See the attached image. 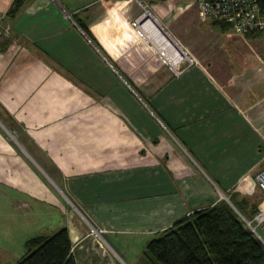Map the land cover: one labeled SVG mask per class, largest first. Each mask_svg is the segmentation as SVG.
<instances>
[{
	"label": "crops",
	"instance_id": "1",
	"mask_svg": "<svg viewBox=\"0 0 264 264\" xmlns=\"http://www.w3.org/2000/svg\"><path fill=\"white\" fill-rule=\"evenodd\" d=\"M143 1L170 45L136 35L135 0H0V208L60 211L76 264L99 260L59 196L106 235L151 239L264 169L261 65L239 72L197 0ZM171 44L196 59L178 76L154 51ZM114 194L130 198L94 199Z\"/></svg>",
	"mask_w": 264,
	"mask_h": 264
},
{
	"label": "trees",
	"instance_id": "2",
	"mask_svg": "<svg viewBox=\"0 0 264 264\" xmlns=\"http://www.w3.org/2000/svg\"><path fill=\"white\" fill-rule=\"evenodd\" d=\"M21 1L13 0L8 13H14ZM258 6L264 14V0H258ZM212 23L220 29L229 27L222 21ZM262 197L255 188L250 194L228 197L235 210L219 200L193 211L149 239L137 264H264V246L242 220H252ZM23 247L24 255L15 264H76L66 227L34 236Z\"/></svg>",
	"mask_w": 264,
	"mask_h": 264
},
{
	"label": "rangeland",
	"instance_id": "3",
	"mask_svg": "<svg viewBox=\"0 0 264 264\" xmlns=\"http://www.w3.org/2000/svg\"><path fill=\"white\" fill-rule=\"evenodd\" d=\"M224 34H227L226 42L232 43L233 41L235 47L240 49L239 58H241V65L238 69L239 72L241 71L244 75L249 76L253 70L252 67L257 65H261L264 70V33H255L252 36H247L238 34L230 28ZM228 34H231L232 38H230ZM254 70H256V68ZM259 78L264 82V73L257 79ZM260 96L261 93H258L256 99H259ZM260 107H262L261 111L264 112V100L260 104ZM261 116L262 117L256 120V126L259 134L264 138V113ZM140 195H142V193ZM140 195L138 194L133 198L139 197ZM124 198L127 199L130 198V196L114 194L110 196H99L94 199L96 201H110L123 200ZM58 200L61 204L63 203L67 216H72V214H74L82 222L85 228V235L83 237L88 238L87 241H90L88 246L97 254V259L99 261L96 262V264H106L108 259L115 260L120 264L116 255L125 260V262L130 261V264L141 261L142 251H144L145 244L150 239L149 236L145 235L138 237L135 235H124V233L106 235L107 231L103 230L100 233V238L91 232L93 229H91L90 226L94 229L100 228L93 225L89 215L80 210L67 196L65 199L59 196ZM72 206H74L78 212H76ZM6 210L4 209L3 211V209L0 208V264H15L24 255L23 243L26 240L39 234H52L61 227L60 225L63 220L61 212L52 208L48 211L51 210L53 212L48 215L44 210L40 213L34 210V213L32 212L29 214L22 208L13 210L11 206L10 208L6 207ZM56 213H58V215H56ZM105 242H107L110 248L106 246ZM126 263L129 264V262Z\"/></svg>",
	"mask_w": 264,
	"mask_h": 264
},
{
	"label": "built area",
	"instance_id": "4",
	"mask_svg": "<svg viewBox=\"0 0 264 264\" xmlns=\"http://www.w3.org/2000/svg\"><path fill=\"white\" fill-rule=\"evenodd\" d=\"M135 1L141 9L139 15L130 21V26L136 35L145 40L158 38L170 45L155 24L156 21H154L149 5L143 0ZM197 15L200 20L222 21L241 35L264 33V14L259 12L258 0H197ZM154 51L174 76H178L188 67L196 64V59L178 45L175 47L171 45L170 54L165 55L163 52H158L156 48ZM244 180L246 182L244 192L250 194L256 188L263 195L256 206V213L252 220L246 222L251 233L264 245V169L255 174L253 178L244 177ZM95 231L97 233L91 230L100 236L103 230L95 229Z\"/></svg>",
	"mask_w": 264,
	"mask_h": 264
},
{
	"label": "water",
	"instance_id": "5",
	"mask_svg": "<svg viewBox=\"0 0 264 264\" xmlns=\"http://www.w3.org/2000/svg\"><path fill=\"white\" fill-rule=\"evenodd\" d=\"M224 200L228 203V205L233 209V210H235L234 208H233V206L230 204V202L228 201V198H224ZM242 219V218H241ZM243 220V222L245 223V225L247 226V222L244 220V219H242ZM264 246V245H263Z\"/></svg>",
	"mask_w": 264,
	"mask_h": 264
},
{
	"label": "bare ground",
	"instance_id": "6",
	"mask_svg": "<svg viewBox=\"0 0 264 264\" xmlns=\"http://www.w3.org/2000/svg\"><path fill=\"white\" fill-rule=\"evenodd\" d=\"M165 37H166V36H165ZM157 43H159V45H160L161 47H164V46H163L164 44L166 45V43L163 44L162 41H161V42H157ZM171 45H172V44H171ZM166 51H167V50H166ZM166 51H165V52H166ZM165 54H166V53H165ZM167 54H168V53H167ZM91 228H92V227H91ZM92 229H93V232H94V233H97V232L95 231L94 228H92ZM97 235H98V234H97ZM98 236H99V235H98ZM99 237L101 238V236H99ZM92 240H93V239H92ZM112 258H113V257H112Z\"/></svg>",
	"mask_w": 264,
	"mask_h": 264
}]
</instances>
